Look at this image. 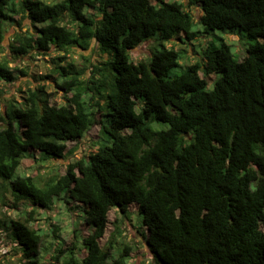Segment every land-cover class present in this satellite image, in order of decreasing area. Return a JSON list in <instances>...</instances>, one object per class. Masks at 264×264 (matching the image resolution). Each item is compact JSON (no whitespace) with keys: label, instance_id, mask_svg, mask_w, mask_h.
Wrapping results in <instances>:
<instances>
[{"label":"trees","instance_id":"16d2710c","mask_svg":"<svg viewBox=\"0 0 264 264\" xmlns=\"http://www.w3.org/2000/svg\"><path fill=\"white\" fill-rule=\"evenodd\" d=\"M193 6L202 11L199 32ZM7 25L18 31L13 56L0 60V207L30 210L0 219L4 240L23 251L6 264H39L45 235L36 216L57 202L83 211L74 231L82 248L60 244L46 264H264V0H0V44ZM235 30L252 42L241 62L222 42L171 74L180 53L164 42ZM157 38L161 49L149 61L130 58ZM91 48L102 62L69 59ZM53 50L64 55L47 78L65 102L43 84L1 108V84L28 75L13 60ZM94 127L103 146L42 173L43 161L73 158L68 143L79 145ZM118 213L143 216L152 261L124 242ZM62 228L50 226L57 242Z\"/></svg>","mask_w":264,"mask_h":264},{"label":"rangeland","instance_id":"374dc122","mask_svg":"<svg viewBox=\"0 0 264 264\" xmlns=\"http://www.w3.org/2000/svg\"><path fill=\"white\" fill-rule=\"evenodd\" d=\"M47 2H51L52 0H46ZM165 1V0H164ZM170 3L177 2L179 4H187L188 0H167ZM157 3V2H156ZM187 10L191 13L195 20V24L193 27L194 32L202 31L203 27L198 23V19L200 18L202 11H200L197 7L187 8ZM28 22L25 21L24 25H27ZM16 26H8L7 32L5 34V38L3 42L0 44V60L4 59L7 55L13 56L10 53V43L12 41V37L16 33ZM26 30V28H24ZM18 31V30H17ZM224 42L231 46L232 53L234 55V59L238 62H241L247 50L250 48L252 44L251 40L247 36L245 32H241L240 30H235L233 32H216L214 35L206 36L199 35L196 39L188 40L183 39L180 40H172L169 42H164V46L168 49H175L180 53V58L178 60V66L172 69L171 74L173 76L182 74L188 67L192 66L197 62H201L203 50L209 45L220 46V44ZM161 49V46L158 42V38L155 40L148 41L135 50L131 51L130 58L134 59V61H149L152 56ZM63 56V53H59L58 51L53 50L48 56H39L36 54H32V56H28L26 58H18V60H13L11 63L12 67L24 68L27 70L28 75L22 76L19 73L18 79L12 85L7 86L1 84V88L4 89L3 95L1 98V108L5 106V103L9 99L20 100L21 93L20 90L27 91L29 88L34 89L39 85L45 84L47 86L48 92L51 93L52 99L56 103L65 102L63 92L58 90L55 86V82L52 79H48L47 75L50 74V71L55 66L56 56ZM82 55L89 58L93 64H98L102 62V57H100L99 53H95L92 51V48L87 52H82L79 49H74L69 55V59L73 58L76 61V64L79 67H89L86 63V59H83ZM91 69L87 68L86 76H90ZM154 129H166L167 125L154 124L152 125ZM97 127H94L87 138H85L82 143L77 145V143H68L67 146L70 148L73 147L75 149L73 158L67 160H59L57 161L54 158H51L47 161H43L39 164V168L42 173H55L58 170L64 168L70 161L75 160L77 158H81L84 155H89L97 150L98 147L103 146L102 143L95 144V141L98 138ZM105 141L110 144L111 141L105 139ZM95 144V145H94ZM32 155V154H31ZM22 162H24L29 156V153H25L23 155ZM39 158L38 156H36ZM32 159V156L30 157ZM27 165V162L24 163V166ZM33 165L28 162V166L32 167ZM27 173H30V169L26 170ZM17 176H25L22 167H20L17 171ZM27 209L25 206H21L19 210L14 211L9 209L8 207H0V219L5 220L9 219H25L27 217ZM119 214V215H118ZM117 217L119 221L122 223L120 225V229L123 232L122 236L124 242L127 243L137 251H141L145 253L147 260L153 259V255L150 253L145 239L141 233L146 235V232L142 230V215L137 214H122L118 213ZM38 223L44 231V241L41 244L40 253L34 259L38 261L39 264H46L48 259L52 257L55 249L59 248L62 244L69 245L73 242L82 248L81 244V234L77 235L74 231L75 229L79 230L80 226L84 223V214L83 211L78 208V206L71 202L70 205H65L64 202H57L51 211H47L43 214H39L36 216ZM61 226L63 227L60 233L61 241L57 242L52 233L50 232V226ZM1 232V231H0ZM120 242L123 240H119ZM61 244V245H60ZM121 245L118 244L116 247L110 252V262L116 260L119 257V249ZM16 252H18L19 256H16ZM82 254V252L80 253ZM23 251L19 245H15L12 242L4 240L3 234H0V263H7L8 261H13L17 259H22ZM130 259L128 263H130Z\"/></svg>","mask_w":264,"mask_h":264}]
</instances>
